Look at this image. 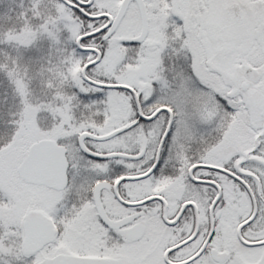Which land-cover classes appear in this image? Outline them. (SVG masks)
I'll return each mask as SVG.
<instances>
[{
	"label": "snow or ice",
	"instance_id": "1",
	"mask_svg": "<svg viewBox=\"0 0 264 264\" xmlns=\"http://www.w3.org/2000/svg\"><path fill=\"white\" fill-rule=\"evenodd\" d=\"M0 264H264V0L0 2Z\"/></svg>",
	"mask_w": 264,
	"mask_h": 264
},
{
	"label": "rangeland",
	"instance_id": "2",
	"mask_svg": "<svg viewBox=\"0 0 264 264\" xmlns=\"http://www.w3.org/2000/svg\"><path fill=\"white\" fill-rule=\"evenodd\" d=\"M0 2H4V4H10L11 0H0Z\"/></svg>",
	"mask_w": 264,
	"mask_h": 264
},
{
	"label": "trees",
	"instance_id": "3",
	"mask_svg": "<svg viewBox=\"0 0 264 264\" xmlns=\"http://www.w3.org/2000/svg\"><path fill=\"white\" fill-rule=\"evenodd\" d=\"M4 4V2H2Z\"/></svg>",
	"mask_w": 264,
	"mask_h": 264
}]
</instances>
